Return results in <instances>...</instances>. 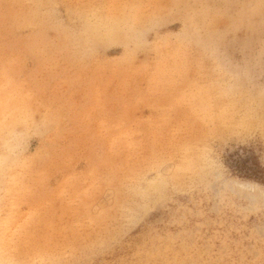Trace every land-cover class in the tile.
Returning a JSON list of instances; mask_svg holds the SVG:
<instances>
[{
	"label": "rangeland",
	"instance_id": "obj_1",
	"mask_svg": "<svg viewBox=\"0 0 264 264\" xmlns=\"http://www.w3.org/2000/svg\"><path fill=\"white\" fill-rule=\"evenodd\" d=\"M0 264H264V0H0Z\"/></svg>",
	"mask_w": 264,
	"mask_h": 264
}]
</instances>
